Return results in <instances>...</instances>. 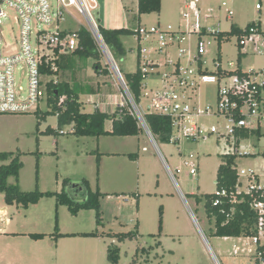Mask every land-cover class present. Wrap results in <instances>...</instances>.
I'll return each instance as SVG.
<instances>
[{"label":"rangeland","instance_id":"rangeland-1","mask_svg":"<svg viewBox=\"0 0 264 264\" xmlns=\"http://www.w3.org/2000/svg\"><path fill=\"white\" fill-rule=\"evenodd\" d=\"M55 4V0H48ZM187 0H161L159 14H137L136 0H96L98 10L93 13L97 24L105 29L127 28L135 31L138 26L150 28L157 23L171 25L177 29L182 21V12ZM226 2L233 12L232 19L225 18ZM259 5L260 9L255 6ZM202 15L212 9L211 18L202 25L219 31H227L232 21L243 27L249 23H259L264 32V0H200ZM8 15L3 34L8 45L16 46L18 27L14 12L3 8ZM62 21L45 27L53 32L56 26L60 31H88L86 21L68 9ZM140 19V20H139ZM206 53L200 56L203 67L213 72L218 63L221 69L234 70L238 47L236 37L222 41L220 45L209 34L200 35ZM197 35H192L193 45ZM126 50L123 57L114 60L122 76L135 73L137 43L133 35L121 37ZM100 65L107 69L108 75H97L92 69L93 60L76 59L70 69L62 70L53 80L69 82L80 101L83 112L91 113L97 107L101 111L113 112L118 105L129 109L128 98L121 88L116 74L106 55L101 51ZM247 53L242 61L244 72H255L261 78L264 70V54L253 52V47L241 49ZM195 54V53H193ZM232 64V66H230ZM15 90L24 95L27 86L25 69L22 67L14 75ZM148 86L159 85L155 76H150ZM227 83L229 81L227 80ZM223 81L219 86H222ZM218 86L200 85L195 92L200 107L214 105V92ZM37 107L40 112L49 111L45 87ZM143 92V89H140ZM264 97V90L262 91ZM141 105L143 114L146 106ZM200 130L214 126L223 130V117L203 118L198 121ZM51 127L56 129V117L49 116L38 124L34 111L24 114H0V154L8 153L19 157L22 168L17 184L21 191L59 193L62 180L79 181L86 179L92 191L99 190L102 225L95 223L92 210H81L72 216L65 206H58L54 198H43L39 204L27 209L7 206L0 194V211L6 215L0 222V231L53 234L55 217L58 232L66 233H128L137 236L131 240L119 242L111 237H65L57 241L52 236L33 241L27 236L4 235L0 233V251L3 257L0 264H110L107 260V248L117 247V264H254L255 246L249 238L226 240L211 236L212 223L206 218L203 203L195 204L190 194H212L216 191V174L223 157L227 153L238 154L237 170L245 171L240 177L239 190L246 191L256 181L249 179L258 176V185L264 188V127L259 134L253 133L235 148L233 139L229 143L215 134L206 140L180 138L170 140L177 135L172 131L168 142L153 143L147 131L137 137H76L71 134L44 135L42 132ZM107 122L105 129L110 130ZM67 129L66 131H68ZM65 131V132H66ZM145 149V150H143ZM100 154V155H98ZM119 154V155H112ZM124 154V155H123ZM133 154L134 159L126 155ZM193 155L197 164V173L189 174V167L183 161ZM99 161H97V157ZM10 159L0 160V166L8 164ZM176 168L180 171L177 172ZM9 185L16 184L14 178H8ZM162 208V227L159 231V209ZM264 245V239H261ZM235 247L237 255H233Z\"/></svg>","mask_w":264,"mask_h":264},{"label":"built area","instance_id":"built-area-1","mask_svg":"<svg viewBox=\"0 0 264 264\" xmlns=\"http://www.w3.org/2000/svg\"><path fill=\"white\" fill-rule=\"evenodd\" d=\"M200 0H188L182 12V21L178 28L171 25L161 26L156 24L150 28L138 26L133 33L137 43L135 72H139L142 77L139 103L136 104L130 94L125 80L114 62V59L104 45L99 33L93 13L98 10L96 0H55V4L48 0H0V114H24L36 111L40 102L46 82L53 80V76L46 75L44 70L56 71L54 61L60 56L69 55L78 48V34L71 31L56 30L50 32L45 30L53 24L63 20L68 9L74 8L88 25V33L91 35L101 51L106 55L109 64L113 68L116 78L125 92L130 114L144 127L149 137L155 144L151 134L147 130L144 122L145 113H151L168 118L171 121L172 131L177 135L173 141L180 138L190 140H206L208 135L215 134L217 140L225 138L229 143L235 134L240 130L249 132L264 127V70L261 78L255 72H245L242 75H227L230 70L221 69L217 64L215 71L210 72L204 68V63L200 56L206 53L205 44L201 34H209L214 39V35L219 30L204 27L202 22H207L211 18L212 9H207L202 15ZM4 7L14 12L15 23L18 27V37L16 46L8 45L4 38L3 27L8 18ZM219 8H224L225 18L232 19L233 12L227 7L226 2H222ZM260 9L259 5L255 6ZM192 35H197L193 45H191ZM236 37L238 52L248 46L253 47V52L264 54V32L256 25L250 26L248 30ZM216 40V39H215ZM240 49V50H239ZM195 53V54H193ZM232 66V64H230ZM25 69L27 86L25 94H18L15 90V72L21 68ZM220 67V75L216 70ZM237 68L235 67V71ZM243 71V70H242ZM244 72V71H243ZM150 76H155L159 80V85L148 86L146 80ZM227 80L229 83H227ZM223 81L222 86L220 82ZM217 85L214 92V105L200 107L195 98V92L200 85ZM140 88V89H141ZM260 92V93H259ZM236 100H241L240 105ZM146 106L143 114L141 105ZM240 117H235V112ZM223 117V130L217 127H210L207 130L199 128L198 121L203 118ZM70 131V129L68 130ZM169 140V141H170ZM236 153V152H234ZM193 155L188 156V161H183L189 167V174L197 173V164L192 161ZM237 169V168H236ZM179 172L180 169L176 168ZM239 177L245 176L243 170H237ZM256 181V185L249 186L246 191L258 190L264 193V188L258 185V176L249 178ZM214 205L220 204V198L225 195V191L214 192ZM251 208L257 215L255 224L256 234L249 237L250 244L255 246V257L259 264H264V247L261 239H264V201H255ZM238 248L235 247L233 254L237 255Z\"/></svg>","mask_w":264,"mask_h":264},{"label":"trees","instance_id":"trees-1","mask_svg":"<svg viewBox=\"0 0 264 264\" xmlns=\"http://www.w3.org/2000/svg\"><path fill=\"white\" fill-rule=\"evenodd\" d=\"M137 14H159L161 10V0H136ZM256 25L260 28L259 23L247 24L244 28L237 27L234 23H230L227 31H220L214 35L217 44L222 41H228L230 38L238 36L248 30L250 26ZM99 33L104 45L110 51L114 60L123 57L126 54L121 43V37L133 35L134 31L127 28L105 29L99 26ZM78 48L69 55L60 56L54 61L56 71H50L49 68L44 70L46 75L56 77L62 70L70 69L76 59L91 58L94 62L92 69L97 75H108L107 69H103L100 65L101 53L98 46L85 30H79ZM240 50V49H239ZM244 55L238 52L236 56V70L227 72V75L234 74L246 76L247 73L242 71L241 61ZM220 67L216 73L220 75ZM120 70V69H119ZM121 72V70H120ZM122 74V72H121ZM136 104L139 103L140 88L142 77L139 72L126 74L123 76ZM45 93L47 96V105L49 111L40 112L38 109L34 111L38 118V124L45 121L49 116L56 117V129L47 127L42 133L44 135H62L64 133L71 134L76 137H137L143 132V128L138 121L130 114L129 109L124 105L116 106L111 113L102 112L95 108L93 112H83V104L79 99L78 93L75 92L73 86L66 81L50 80L46 82ZM260 93V92H259ZM237 104L242 103L236 100ZM235 117H240L235 112ZM110 122V130L105 129V124ZM144 122L147 130L151 134L155 143L168 142L172 133L171 121L163 116L145 113ZM70 129V131H66ZM66 131V132H65ZM259 134V131L240 130L235 134V148H238L240 142L247 139L250 134ZM100 155V154H98ZM117 155V154H112ZM101 156V155H100ZM129 159H134L133 154L126 155ZM223 164L219 166L216 174V191H225V195L220 198L221 202L214 205L215 193L212 194H190L195 204L203 203V209L209 223H212L211 236L218 238H249L256 234L255 224L257 215L251 208L255 201H264V193L258 190H252L249 193L238 192L240 185L239 177L236 169L237 153H227L222 155ZM99 156L97 161H99ZM10 159L9 163L0 166V194L4 197V203L7 206H17L27 209L31 205H37L43 198H54L56 201V209L58 206H65L72 216H76L81 210H92L95 214V223L99 227L102 225V210L100 199L103 196L98 189L92 191L89 182L86 179L79 181L62 180V188L59 193L41 192L38 189L30 192L21 191L17 181L22 163L19 157H12L11 154H0V160ZM8 178H14L16 184L9 185ZM162 227V208L159 209L158 229ZM33 241L43 240L47 236H52L54 240L65 237H111L116 238L119 242L126 239H133L137 236L136 232L128 233H99L96 229L89 233H66L58 232L57 217H55V225L53 234L29 233L26 235ZM260 249L264 250V247ZM107 260L110 264H117L119 261V252L117 247L107 248ZM254 264H259L255 260Z\"/></svg>","mask_w":264,"mask_h":264},{"label":"crops","instance_id":"crops-1","mask_svg":"<svg viewBox=\"0 0 264 264\" xmlns=\"http://www.w3.org/2000/svg\"><path fill=\"white\" fill-rule=\"evenodd\" d=\"M183 1V0H182ZM185 1V0H184ZM188 1V0H187ZM186 1V2H187ZM186 2H185V4H186ZM184 4V5H185ZM98 5V4H97ZM142 16V15H141ZM139 18H140V16H139ZM140 20V19H139ZM232 23H234L237 27H239V28H244L245 26H243V27H241V26H239L238 25V23L236 22V21H232ZM250 24V23H249ZM260 25V24H259ZM260 28H261V25H260ZM120 29V28H119ZM229 29V28H228ZM80 99V98H79ZM82 103V102H81ZM83 104V103H82ZM97 108V107H96ZM97 109H99V108H97ZM100 110V109H99ZM101 111V110H100ZM102 112H105V111H102ZM111 113V112H110ZM143 150H145V149H143ZM117 155H119V154H117ZM124 155V154H123ZM6 215V212L5 211H0V222H2L1 220H2V217H4ZM0 233H4V235H18V236H26L27 234H29L28 232H16V233H14V232H11V233H7L5 230L4 231H0ZM100 233V232H99ZM224 239H226V238H224ZM229 239H236V238H228V239H226V240H229ZM238 239H240V238H238ZM40 241V240H39ZM56 241V240H55ZM234 255V254H233ZM3 257V254H2V252L0 251V258H2Z\"/></svg>","mask_w":264,"mask_h":264}]
</instances>
